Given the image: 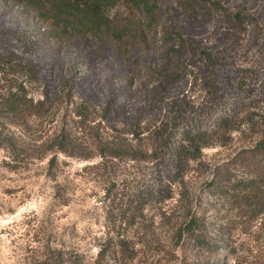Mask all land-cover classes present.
Segmentation results:
<instances>
[{
    "label": "rangeland",
    "instance_id": "1",
    "mask_svg": "<svg viewBox=\"0 0 264 264\" xmlns=\"http://www.w3.org/2000/svg\"><path fill=\"white\" fill-rule=\"evenodd\" d=\"M149 2L115 0L110 18L72 16L66 30L0 0V52L33 66L39 80L13 77L29 95L72 87L110 106L113 126L138 127L151 158L59 152L52 169L37 157L15 169L0 150V264H264V0ZM60 109L56 120L66 101ZM47 122L10 129L34 148ZM119 236L134 259L116 256Z\"/></svg>",
    "mask_w": 264,
    "mask_h": 264
},
{
    "label": "trees",
    "instance_id": "2",
    "mask_svg": "<svg viewBox=\"0 0 264 264\" xmlns=\"http://www.w3.org/2000/svg\"><path fill=\"white\" fill-rule=\"evenodd\" d=\"M23 1L36 9L42 20H52L57 27L66 30L73 25L70 20L72 16L76 19H88L91 26H96L98 20L110 18L108 11L115 5V0ZM129 1L135 6L139 2L147 10L151 9L149 0ZM6 66H10L13 71L9 72L12 76L8 84H0V150H5L9 160L7 163L15 169L24 160L34 157L48 158L49 168L52 169L56 165L59 152L83 159L99 156L102 164L124 160L150 161L149 150L141 143L143 132L136 126H126L128 124L121 126L122 128H115L109 118L110 106L100 108L86 99H75L76 95L72 87L67 92L65 89L53 93L45 90L41 92L40 98L34 99L29 95L25 82H18V78H13L21 72L34 80H39L33 66L0 52V74H5ZM0 78L3 79L5 76ZM64 101H66L67 110L62 111L60 118L56 120V114L61 111L60 107ZM98 109L101 110V114L97 115ZM50 115L53 117L49 119ZM38 120L42 123L46 121L49 124L55 121L56 123L52 126L53 131L47 132L43 138L41 136V143L34 148L26 145L25 140L10 129L13 126L30 128ZM100 128L108 129V135L101 134ZM76 129H79L83 135H88L90 140L94 139L93 144L86 147L80 140L81 137L76 135ZM45 147L47 150H43L40 154L36 153L38 149ZM88 150L90 152L86 153L85 151ZM138 209L143 210L142 207ZM196 223V217L191 216L185 230L189 233L194 232ZM107 246L106 242L99 247L97 261L104 258ZM113 246L116 247L115 252L118 258L134 259L135 255L130 252L126 238L119 236ZM131 248L134 249V245H131Z\"/></svg>",
    "mask_w": 264,
    "mask_h": 264
}]
</instances>
